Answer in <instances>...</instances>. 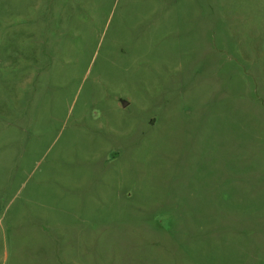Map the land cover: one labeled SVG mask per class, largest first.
Here are the masks:
<instances>
[{
	"label": "rangeland",
	"instance_id": "1",
	"mask_svg": "<svg viewBox=\"0 0 264 264\" xmlns=\"http://www.w3.org/2000/svg\"><path fill=\"white\" fill-rule=\"evenodd\" d=\"M0 264H264V0H0Z\"/></svg>",
	"mask_w": 264,
	"mask_h": 264
},
{
	"label": "water",
	"instance_id": "2",
	"mask_svg": "<svg viewBox=\"0 0 264 264\" xmlns=\"http://www.w3.org/2000/svg\"><path fill=\"white\" fill-rule=\"evenodd\" d=\"M126 104V103H125Z\"/></svg>",
	"mask_w": 264,
	"mask_h": 264
}]
</instances>
